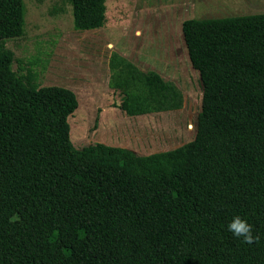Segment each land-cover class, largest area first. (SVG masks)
<instances>
[{
    "label": "trees",
    "instance_id": "trees-1",
    "mask_svg": "<svg viewBox=\"0 0 264 264\" xmlns=\"http://www.w3.org/2000/svg\"><path fill=\"white\" fill-rule=\"evenodd\" d=\"M105 3L69 0L73 27H103ZM24 16L0 0V264H264V13L182 22L200 110L191 140L147 155L74 147L76 94L12 69ZM111 69L127 115L182 107L157 72ZM236 216L258 241L228 231Z\"/></svg>",
    "mask_w": 264,
    "mask_h": 264
},
{
    "label": "rangeland",
    "instance_id": "rangeland-1",
    "mask_svg": "<svg viewBox=\"0 0 264 264\" xmlns=\"http://www.w3.org/2000/svg\"><path fill=\"white\" fill-rule=\"evenodd\" d=\"M24 33L6 41L12 69L35 74L38 86L72 90L78 106L68 118L74 147L94 143L138 155L170 150L188 142L200 110L201 84L189 62L181 24L264 13V0H106L103 27H73L69 0H23ZM117 55L142 71H155L182 92L179 110L139 116L119 108ZM39 242L29 239L32 249Z\"/></svg>",
    "mask_w": 264,
    "mask_h": 264
},
{
    "label": "clouds",
    "instance_id": "clouds-1",
    "mask_svg": "<svg viewBox=\"0 0 264 264\" xmlns=\"http://www.w3.org/2000/svg\"><path fill=\"white\" fill-rule=\"evenodd\" d=\"M228 231L237 238H243V243L252 244L258 241L259 237L252 235V226L247 221L242 220L239 216H236L228 225Z\"/></svg>",
    "mask_w": 264,
    "mask_h": 264
}]
</instances>
